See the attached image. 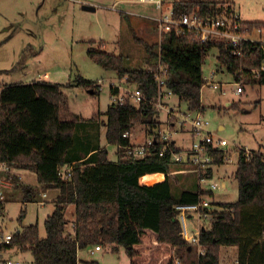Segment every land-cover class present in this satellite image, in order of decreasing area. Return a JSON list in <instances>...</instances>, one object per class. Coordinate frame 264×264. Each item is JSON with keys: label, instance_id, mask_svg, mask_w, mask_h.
<instances>
[{"label": "trees", "instance_id": "1", "mask_svg": "<svg viewBox=\"0 0 264 264\" xmlns=\"http://www.w3.org/2000/svg\"><path fill=\"white\" fill-rule=\"evenodd\" d=\"M232 8L226 2L202 0L172 4L175 18L192 12L205 16L229 14ZM242 22L250 29L257 26L264 29V22ZM136 41L147 54L145 66L139 69L126 68L123 55L103 50L87 53L92 62L114 72L118 80L126 78L127 83L135 84L144 95L137 107L111 103L104 113L105 140L116 147L115 161L108 158L105 147L97 146L86 151L92 150L87 158H78L75 131L83 118L68 114V99L62 85L39 80L1 87L0 163L34 172L42 192L56 190L57 194L52 211L44 220V237L39 235L37 224L21 226L0 250L29 251L34 264H77L80 250L114 245L124 248L128 264H219L220 247L237 246L238 264H264L263 154L236 150L232 177L237 183V199L217 204L209 226L201 227L199 245L203 253L199 254L182 237L174 208L196 203L205 195L212 196V192L196 186L174 196L172 168L176 165L169 155L159 156L154 145L144 157L133 158L125 149L130 141L123 137L125 132L140 126L146 136L158 139L162 123L150 103L157 93L154 77L157 64L167 68L166 86L178 102L186 104L191 112L203 113V65L209 52L216 49L218 69L224 68L233 77L241 73L239 79H247L245 86L264 85V73L249 74L251 68L260 64V46L243 42L242 55L238 57L224 42H201L192 33L180 34L175 30L163 33L160 42L153 44L137 38ZM149 68L153 70L149 72ZM75 82L87 91L92 90V95L99 93L95 82L80 77ZM236 107L232 103L228 108ZM226 152L214 151V164L207 170L210 177L215 168L225 164ZM62 170L69 176L60 175ZM195 174L198 179L199 175ZM10 178L16 187L21 185L15 175ZM22 187L23 204L33 202L34 189ZM69 206L74 207L72 222L66 217ZM3 209L4 201L0 200V211ZM24 217L22 208L18 217L20 224Z\"/></svg>", "mask_w": 264, "mask_h": 264}, {"label": "rangeland", "instance_id": "2", "mask_svg": "<svg viewBox=\"0 0 264 264\" xmlns=\"http://www.w3.org/2000/svg\"><path fill=\"white\" fill-rule=\"evenodd\" d=\"M175 1L187 0H166L159 8L156 4L135 0H0V89L5 85L39 80L62 85L68 99V114L76 112L83 118L75 131V152L84 154L93 146L105 147L108 158L115 161L116 147L107 144L102 121H106L104 113L112 103L109 87L118 79L114 72L106 71L92 62L87 53L89 50H103L109 54L123 55L126 68H142L147 54L136 38L148 44L156 43V19L169 15ZM202 1L229 3L233 7L231 13L241 20L264 22V0ZM216 53V49L209 52L203 65L204 77L219 68L216 66ZM221 69L213 79L218 83L219 91L208 85L202 87L201 105L204 112L201 116L209 122L212 133L228 142L223 149L231 154V162L215 168L212 178L201 184L191 167L172 168L174 196L196 186L208 191L209 185L216 183L218 189L212 192V196H204L215 209L219 203L237 199V183L232 177L237 161L235 146L264 155V85H246L243 93L237 95L234 79L224 68ZM79 77L91 82L100 81L99 93L92 95L81 86L76 87L75 80ZM242 81L246 83L247 79L243 77ZM173 101L176 99L173 98ZM232 103L237 107L228 108ZM181 108L185 109V104H181ZM94 115L97 118H92ZM63 116L71 118L69 115ZM160 120L165 121L163 112L160 113ZM80 126H83L82 130H79ZM219 126L223 128L220 130ZM161 130H166L165 124L161 125ZM132 133V142L140 144L145 141L142 127L137 126ZM174 137L179 148L191 144L187 134L183 139L179 135ZM16 172L19 178H15L22 186L34 189V201L23 204V187H16L11 178L5 177L4 180L7 179L6 182L13 186L7 190L3 184L0 185L1 200L4 201V209L0 211V246L4 243L2 237L16 232L20 225L37 224L39 235L44 237V219L51 213L57 194L54 195L55 190L45 191L47 196L43 200L46 202L39 204L43 192L34 172L22 169ZM22 208L25 217L20 224L18 217ZM72 211L74 207L69 206L66 213L68 219ZM185 222L189 235H194L197 232L194 227L196 214L187 213ZM200 223L209 226V222ZM194 253L192 258L195 257ZM3 254L5 259L11 258L13 262L33 264L29 251L14 253L13 249H5ZM78 258L81 260L78 264L129 262L124 248L114 245L101 247L93 254L88 249L80 250Z\"/></svg>", "mask_w": 264, "mask_h": 264}, {"label": "built area", "instance_id": "3", "mask_svg": "<svg viewBox=\"0 0 264 264\" xmlns=\"http://www.w3.org/2000/svg\"><path fill=\"white\" fill-rule=\"evenodd\" d=\"M139 2L152 3L156 4L159 8L160 5L166 0H135ZM156 28L158 34V42H160L161 35L163 33L175 30L176 32L183 34L184 31L194 34L201 42L215 41V42H224L230 45L233 48V54L235 56L242 55V44L243 42H251L260 46L262 52V58L259 66L251 68L249 74L252 76H259L261 73H264V36H262L263 29L260 26L249 28L248 25H244L242 20L235 14H209L201 15L198 12L185 13L180 17L175 18L173 11L171 10L169 15L162 16L156 19ZM258 36V37H255ZM152 68H149L148 71H152ZM167 68L161 64L155 66V82L157 87V93L150 103L158 111L159 120L160 113L165 114V121L160 122L166 125V130H159L158 139L155 140L151 136H146L145 132V141L143 143L132 142L133 138L132 131H127L123 134V137L130 141V145L126 146L127 155L133 158L144 157L149 151L150 148L156 145L157 153L159 156L164 157L167 154L169 158L175 163L176 166L181 167H191L192 171L199 175L198 181L199 184L206 182L211 179L207 174V170L211 168L214 164V151L222 150L223 147L227 146V141L217 137L209 129V122L202 118L200 112H191L186 104L185 109L181 108L176 96L173 92L166 86L167 78ZM218 68L212 70L209 73L208 77L203 76L204 85L210 86L214 90H220L218 83L214 82L213 79L218 73ZM241 73H236L235 77L231 76L236 85L235 93L240 95L244 91V82L239 79ZM100 81L95 82L100 90L101 88ZM111 90V102L116 105H125L130 104L132 106H138L143 100L144 95L142 91L135 85L129 84L126 82V78L118 80L117 83H112L109 87ZM173 98H176V101H173ZM188 133L190 135L191 144L185 148H179L176 145L175 137L176 135ZM235 149L238 150L239 147L235 146ZM234 149V150H235ZM244 149L247 154L250 153V150ZM235 150V151H236ZM230 153L224 157V163H230L231 157ZM9 168L0 163V185L3 184L5 179L6 171ZM60 175L69 176L64 170L60 172ZM217 184L211 183L209 185V190L214 192L217 190ZM45 196V195H44ZM2 196L0 193V200ZM176 215L180 222L182 237L192 246L197 249L199 254H202L203 251L199 245V232L203 225L200 222L206 221L210 222L213 219L212 212L215 208L212 206V203L202 197L196 203L193 204H179L175 206ZM187 213L196 214V230L197 232L194 235L190 236L186 227L185 215ZM4 242H8L11 238V235H5L2 237ZM90 253L93 254L95 251L101 250V246L97 245L88 249ZM5 264H21L20 262L5 261Z\"/></svg>", "mask_w": 264, "mask_h": 264}, {"label": "crops", "instance_id": "4", "mask_svg": "<svg viewBox=\"0 0 264 264\" xmlns=\"http://www.w3.org/2000/svg\"><path fill=\"white\" fill-rule=\"evenodd\" d=\"M117 1H119V0H117ZM254 22V21H253ZM256 22H261V21H256ZM264 30V29H263ZM255 37H258V36H255ZM217 51V50H216ZM223 69V68H222ZM221 69V70H222ZM218 71H219V69H218ZM76 87H78V86H76ZM176 99V98H175ZM71 113H73V114H77L76 112H72L71 111ZM202 114V113H201ZM78 115V114H77ZM223 127L222 126H219V129L221 130ZM188 135L189 136V138H190V135L188 134V133H185L184 135H182V134H180V138H184V136L185 135ZM145 136V135H144ZM132 141V140H131ZM92 153V150H90L89 152H85L84 154H79V157L78 158H80V160H82V159H85V158H87L90 154ZM65 169H67V168H65ZM16 170H20V169H13V168H9L7 171H6V176L5 177H11L12 175H15V177H17L16 176ZM4 177V178H5ZM17 178H19V177H17ZM7 180V179H6ZM6 180H3L4 182H3V187L4 188H6L7 190H11V186H13V185H10L8 182H6ZM18 180V179H17ZM19 181V180H18ZM20 183V182H19ZM21 184V183H20ZM26 186V185H25ZM56 191V190H55ZM54 193V195L57 193V192H53ZM45 195V196H44ZM46 196H47V194H45V192H43L42 193V200L41 201H39V204H41V205H43V204H45V202L46 201H44L45 200V198H46ZM44 199V200H43ZM222 203H227V202H222ZM27 204V203H26ZM72 213H73V211L71 212V214H70V216H69V220H70V222H72ZM49 215V214H48ZM47 215V216H48ZM46 216V217H47ZM46 217H45V219H46ZM44 219V220H45ZM21 226L22 225H20V229H21ZM70 226H71V228H72V224H70ZM194 227H195V230H196V224H194ZM69 229V231H71L72 229ZM20 229H16V231H18V230H20ZM13 233H11V234H7V235H12ZM10 250H14V253H16V252H18V253H20L21 251L20 250H18L17 248H9ZM5 251V249L4 250H0V264H5V261H7V260H9V261H11L10 259L11 258H7V259H5L4 258V254H3V252ZM20 251V252H19ZM238 247L237 246H222V247H220V249H219V264H238ZM24 253V252H23ZM79 253V252H78ZM78 260L79 261H81L79 258H78ZM15 262V261H14ZM19 262V261H18ZM21 263V262H20ZM86 263V262H85ZM34 264V263H33ZM78 264V263H77Z\"/></svg>", "mask_w": 264, "mask_h": 264}, {"label": "water", "instance_id": "5", "mask_svg": "<svg viewBox=\"0 0 264 264\" xmlns=\"http://www.w3.org/2000/svg\"><path fill=\"white\" fill-rule=\"evenodd\" d=\"M92 92H93L92 90H89V93H90V94H92Z\"/></svg>", "mask_w": 264, "mask_h": 264}]
</instances>
